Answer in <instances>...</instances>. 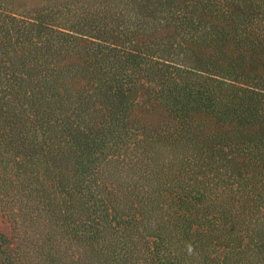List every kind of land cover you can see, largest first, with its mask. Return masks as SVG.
<instances>
[{
    "label": "trees",
    "instance_id": "trees-1",
    "mask_svg": "<svg viewBox=\"0 0 264 264\" xmlns=\"http://www.w3.org/2000/svg\"><path fill=\"white\" fill-rule=\"evenodd\" d=\"M0 264H264V0H0Z\"/></svg>",
    "mask_w": 264,
    "mask_h": 264
},
{
    "label": "rangeland",
    "instance_id": "rangeland-1",
    "mask_svg": "<svg viewBox=\"0 0 264 264\" xmlns=\"http://www.w3.org/2000/svg\"><path fill=\"white\" fill-rule=\"evenodd\" d=\"M10 222L6 219V217L0 215V233L5 237H9L10 233Z\"/></svg>",
    "mask_w": 264,
    "mask_h": 264
}]
</instances>
